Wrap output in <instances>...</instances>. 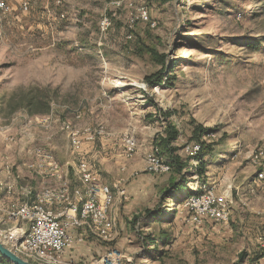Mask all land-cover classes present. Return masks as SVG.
<instances>
[{
  "label": "rangeland",
  "instance_id": "obj_1",
  "mask_svg": "<svg viewBox=\"0 0 264 264\" xmlns=\"http://www.w3.org/2000/svg\"><path fill=\"white\" fill-rule=\"evenodd\" d=\"M7 1L12 10L0 9V160L7 148L16 170L15 147L24 153L45 145L27 134L22 139L24 128L44 135L59 130L58 147L66 153L72 144L64 124L89 123L112 133L96 139L103 158H86L81 150L74 155L86 158L114 192L115 182L147 190L148 178L156 181L147 207L157 216L128 219L132 237L97 241L106 248L80 261L91 264L115 247L123 264H264V180L258 178L264 154L256 158L264 153V0ZM148 76L156 81L152 88ZM170 125L178 134L169 147L188 163L182 176L192 189L202 183L200 194L211 189L227 197L228 222L191 223L184 202L193 194L179 193L177 204L163 193L170 175L178 176L174 168L157 175L145 169ZM198 130L204 132L195 135ZM131 133L138 147L127 157L123 137ZM194 143L210 146L203 175L187 150ZM78 161L68 165L76 184ZM15 201L1 196V229H28L4 215ZM164 231L170 247L150 239ZM163 251L161 261L152 259Z\"/></svg>",
  "mask_w": 264,
  "mask_h": 264
},
{
  "label": "built area",
  "instance_id": "obj_2",
  "mask_svg": "<svg viewBox=\"0 0 264 264\" xmlns=\"http://www.w3.org/2000/svg\"><path fill=\"white\" fill-rule=\"evenodd\" d=\"M116 3L121 4V0ZM22 7L27 10L29 5L25 1ZM0 9L8 12L12 10V6L7 0H0ZM141 15L142 18L148 19L146 13L143 12ZM110 25V19L105 17L102 28L107 29ZM131 36L130 34L129 37ZM64 128L70 133L73 151L81 150L83 144L81 131L71 123H65ZM123 140L126 156L133 157L138 147L135 135L125 134ZM200 149V143L187 147L193 156L192 159H195ZM263 154V151H259L256 158ZM32 155L28 168L36 175L52 182L40 188L28 187L25 191L27 199L30 200L15 201L6 207L4 215L8 219L21 220L28 225V229L19 226H11L8 230L0 228L1 239L11 231L17 234L15 238L8 239L6 245L32 263L84 264L80 260L66 256V251L72 247L75 239L82 243L91 236L109 244L116 242L119 236L118 197L125 198L126 189L119 186L115 193L86 158L79 159L76 165L75 176L78 183L73 185L69 169L59 162L49 145L36 147ZM146 166V169L153 173H165L171 169L170 163L162 159L157 146L148 155ZM258 178L264 180V169H261ZM4 190L5 187L0 182V194ZM184 206L192 211L189 220L191 223L203 224L205 220H211L220 224L230 219L229 199L211 189L191 195L184 202ZM56 207L63 209L56 211ZM0 220L4 221L2 216ZM79 227L83 228V233L75 238L70 229ZM261 240L264 245V237H261ZM124 258L122 251L114 247L98 259H94L91 264H123ZM1 263L3 262L0 259Z\"/></svg>",
  "mask_w": 264,
  "mask_h": 264
},
{
  "label": "crops",
  "instance_id": "obj_3",
  "mask_svg": "<svg viewBox=\"0 0 264 264\" xmlns=\"http://www.w3.org/2000/svg\"><path fill=\"white\" fill-rule=\"evenodd\" d=\"M77 117L80 118L81 117L80 114H78ZM46 127L50 128L51 124L49 123L48 125H46ZM77 127L81 131V137L83 139V144L81 146V153L86 158L88 157L92 159V158L100 157L102 159L103 157L101 156V152L96 146V139L103 138L105 137V135L112 134V133L105 131L103 129L98 130L97 128L91 126L89 123L79 124V126ZM26 131H30V132H26ZM21 132L23 135L22 139H24L27 134L29 135L30 140H35V139L43 140L44 141L43 143L45 145L47 144L53 149L56 158L66 168H68V165L70 164L74 166V164H76V162L79 160L74 155V151L72 150L71 147L69 150H67L66 153H64V150L61 148L62 146L58 147L57 139L59 137L58 136L59 130L50 129V131L46 135H44L42 131H38L36 128L33 131L25 130L24 128V130H22ZM89 136H92V138H88ZM4 137L6 140L10 139L9 135H6V136L4 135ZM21 149H22L21 146L19 148L15 147V152L12 151L15 156L17 157L21 156L20 157L21 161L20 159H18L19 164L17 165L16 170H15V164L12 163V161L14 160L13 156L10 154H7L6 150L8 149L4 148L5 155L3 156V159L1 158L0 160V182L4 185L5 190L2 191L0 194V201H1V196L15 199L17 202L30 200L29 198L27 199L26 191H25L28 187L40 188L45 185H49L52 182L50 179H45V178H42L36 175L34 172L30 170V168H28V163L33 158V155H32L33 151L28 150V151H25L24 153H19L18 150H21ZM23 154L25 156L24 159H28L27 162L22 161ZM111 154L114 155V152L111 151ZM145 169H146V165H145ZM150 175H153V174L150 173ZM148 179L150 181H148L147 183L148 184L147 190H145V187H146L145 184L138 185V186H129L127 188H125V185H121V187H124L126 189V192L128 193V195H126L125 198L118 197V199H120V202L118 205L119 236L116 241H118L119 244L124 242L126 237L127 238L132 237L133 235L131 231V227L128 225V221H129L128 219H132V217L139 219L141 218V216H144L147 210L149 209L147 206H149L151 203L150 200H151L152 193L147 194V191L148 190L150 191L155 186L156 181L150 178ZM72 180L73 179H71L72 184L76 185L75 181H72ZM119 186L120 185L117 182L113 183V188L115 187L117 189V187ZM111 187H112V184H111ZM115 193H117L116 190H115ZM123 199H125L124 204H123L124 209L121 210L120 206H121V203H123ZM178 201L179 202H177V204L182 203L181 199H179ZM62 209H63L62 207L55 208L56 211H59ZM82 230L83 228H80V227L77 229L71 228L70 232L75 236V238H77V236L82 233L81 232ZM97 241L99 240L97 239L96 240H85V242L80 243L77 241V239H75V242L72 245V247H70L66 251V256L68 258H74L76 260H80L79 258H81L82 255H91L92 249H96L100 252L103 249V247L106 248L105 244L104 246H100L97 244ZM107 245H111V244L107 243Z\"/></svg>",
  "mask_w": 264,
  "mask_h": 264
},
{
  "label": "trees",
  "instance_id": "obj_4",
  "mask_svg": "<svg viewBox=\"0 0 264 264\" xmlns=\"http://www.w3.org/2000/svg\"><path fill=\"white\" fill-rule=\"evenodd\" d=\"M146 79L149 82V86L152 88L154 86V84L156 83V81H154L153 78H150V76L146 77ZM158 82H163L162 77L160 79H158ZM167 136L163 137L161 139V144L156 145L157 147H161L160 150L161 152H166L170 157L171 160L173 162H169L171 165V169L172 170L174 168L175 172L178 173V176L174 177V172L170 175V179L168 182V186L167 189H165V191L163 192L165 194V196H167L168 198H172L173 200H177L179 198L178 194H184V192L186 191L187 194H200V192L202 191V183L201 185H199L197 187V189H192V187H190V185L187 184V180L182 176L184 169L187 168L188 163H185L181 157H179L178 155H176V149L169 147L170 143L172 142L173 139L176 138L178 131L176 128H174L172 125H170L167 129ZM204 132V130H198L196 131L195 135L199 134L201 135ZM208 148H210V146H202L201 145V149L198 152V154L196 155V159L198 160V165H197V169L196 172L199 173L200 175H203V173L205 172V163H204V156L206 155L205 152L206 150H208ZM153 173V172H151ZM153 174H159V173H153ZM167 197H165L166 199H168ZM156 211L152 210V209H148L146 212V216L147 217H156ZM150 239H152V242L154 244H156L158 247L160 246H167L170 247L173 243L172 239H171V235L169 233H167L166 231H164L161 235L159 236H153L150 237ZM169 249V248H168ZM165 249V250H168ZM164 254L165 252H161L159 253L157 256H153L152 259L154 260H159L161 261L164 258ZM0 259L3 263H8L9 262L2 258L0 256Z\"/></svg>",
  "mask_w": 264,
  "mask_h": 264
},
{
  "label": "water",
  "instance_id": "obj_5",
  "mask_svg": "<svg viewBox=\"0 0 264 264\" xmlns=\"http://www.w3.org/2000/svg\"><path fill=\"white\" fill-rule=\"evenodd\" d=\"M0 256L6 259L10 264H34L31 261L21 257L13 249L8 247L0 238Z\"/></svg>",
  "mask_w": 264,
  "mask_h": 264
},
{
  "label": "bare ground",
  "instance_id": "obj_6",
  "mask_svg": "<svg viewBox=\"0 0 264 264\" xmlns=\"http://www.w3.org/2000/svg\"><path fill=\"white\" fill-rule=\"evenodd\" d=\"M10 234H13V235H10V236H8V237H5V238H6V239H5L6 242H4V240L2 239V241H3L5 244L8 243V241H7L8 239L11 240V239L15 238L16 235H17V234L14 233V232H12V233H10Z\"/></svg>",
  "mask_w": 264,
  "mask_h": 264
}]
</instances>
